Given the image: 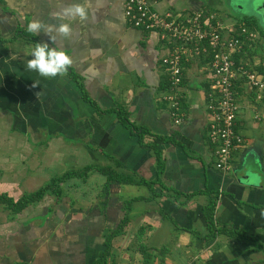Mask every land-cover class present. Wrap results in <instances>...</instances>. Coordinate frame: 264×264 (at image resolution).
Here are the masks:
<instances>
[{
    "label": "crops",
    "instance_id": "crops-1",
    "mask_svg": "<svg viewBox=\"0 0 264 264\" xmlns=\"http://www.w3.org/2000/svg\"><path fill=\"white\" fill-rule=\"evenodd\" d=\"M148 1L160 12L205 9L226 23L238 20L223 11L222 0ZM73 4L84 5L88 18L65 17ZM33 19L42 22L38 34L27 31ZM60 23L74 28L67 39L57 36ZM257 30L248 62L264 72ZM36 43L66 50L73 60L67 74L42 77L27 69ZM166 53L155 32L128 22L124 0H0V194L17 200L91 164L135 181L114 180L105 192L106 175L93 169L62 182L60 198L50 191L19 213L0 205V264H90L125 217L108 264H143V247L154 254L152 264L264 262V251L248 240L208 236L205 215L216 195L217 227L264 243V101L238 82L244 143L224 173L208 139L206 60L185 70L184 118L176 123L163 99ZM119 107L144 134L120 120Z\"/></svg>",
    "mask_w": 264,
    "mask_h": 264
},
{
    "label": "built area",
    "instance_id": "built-area-1",
    "mask_svg": "<svg viewBox=\"0 0 264 264\" xmlns=\"http://www.w3.org/2000/svg\"><path fill=\"white\" fill-rule=\"evenodd\" d=\"M124 1L128 22L155 32L167 51L161 59L168 80L163 99L169 103L176 123L184 118L180 102L185 70L191 62L206 60L211 74L207 93L208 139L213 146L215 167L229 172L234 151L244 143L237 130L238 82L243 80L256 99L264 101V72L249 62L237 64L233 56L257 45L261 38L258 30L239 20L226 23L215 11L160 12L148 0Z\"/></svg>",
    "mask_w": 264,
    "mask_h": 264
},
{
    "label": "trees",
    "instance_id": "trees-1",
    "mask_svg": "<svg viewBox=\"0 0 264 264\" xmlns=\"http://www.w3.org/2000/svg\"><path fill=\"white\" fill-rule=\"evenodd\" d=\"M238 20L239 22H245L247 25L259 29L261 35L264 36V29L259 26L256 19L249 17V16H243L239 18ZM253 53L254 52L252 51L251 48L246 47L241 52H235L233 56H234L236 63L239 64L241 63V61H244V63L248 62V57L249 56L252 57ZM250 63L251 62H249V64ZM167 87H168V83L166 84L164 89H166ZM116 111L122 122H124L127 125H130L131 127L136 128L138 131L141 130L140 131L141 134L145 133L144 128H139V127L137 128L136 126H134V124L130 122L129 113L124 107H119L117 108ZM157 139L160 141L163 140L162 138H159V137ZM158 158L160 160V156ZM93 169L98 170L99 172L106 175L107 183L104 185V188L102 190L105 192L107 191L109 184L114 180H117L123 183L135 182L133 178H129L126 175L115 173L109 167L91 164V165L85 166L82 170H69L65 172L62 176H56L50 181L49 184L40 187L38 190L34 192L25 193L17 200L13 199L12 197H9L6 194H0V205H3L5 209L11 211L12 213H19L22 210H24L26 207H28L30 204L41 201L43 197L50 191L53 192L58 198H60L63 195V189L60 186L62 182H65L68 179H71L73 177L85 178L86 174ZM138 182L146 183L148 186H153V184H155V181L154 182L147 181L145 179H139ZM195 194L196 193L191 194L190 196H193ZM215 209H216V195L210 199L208 205L205 207V215L207 217L208 228L210 230V233L208 236H215L218 233H224L231 237H235L240 241L248 240L252 245L257 247V249L264 251V243L259 241L257 238L252 237L249 234L242 232V231L231 230L225 227L218 228L215 222V217H214ZM128 221L129 220L127 217L123 218L118 224V226L106 235V238L104 240L105 249L100 251L98 256L90 264H108V257L111 255L113 241L117 236H119L124 231V227L128 224ZM141 251L143 254V258H144L143 264H152L154 254L151 253L147 247H143ZM112 264H116V263H112Z\"/></svg>",
    "mask_w": 264,
    "mask_h": 264
},
{
    "label": "clouds",
    "instance_id": "clouds-1",
    "mask_svg": "<svg viewBox=\"0 0 264 264\" xmlns=\"http://www.w3.org/2000/svg\"><path fill=\"white\" fill-rule=\"evenodd\" d=\"M63 15L65 17L87 19L89 12L84 5L73 4L63 10ZM41 28L42 22L37 19H33L27 24L29 33L38 34ZM55 30L58 37L67 39L74 28L68 23H60ZM30 56L32 59L27 61V69L38 72L42 77L65 75L73 65V60L66 50L50 47L49 43H36Z\"/></svg>",
    "mask_w": 264,
    "mask_h": 264
},
{
    "label": "rangeland",
    "instance_id": "rangeland-1",
    "mask_svg": "<svg viewBox=\"0 0 264 264\" xmlns=\"http://www.w3.org/2000/svg\"><path fill=\"white\" fill-rule=\"evenodd\" d=\"M223 11L231 14L232 18H241L245 15L253 16L259 25L264 24V0H222ZM233 8V10H231ZM230 9V11H229ZM264 254V253H263ZM264 261V260H263ZM261 264H264L262 262Z\"/></svg>",
    "mask_w": 264,
    "mask_h": 264
}]
</instances>
